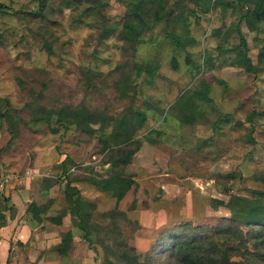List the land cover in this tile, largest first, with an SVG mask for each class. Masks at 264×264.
<instances>
[{
    "label": "rangeland",
    "instance_id": "rangeland-1",
    "mask_svg": "<svg viewBox=\"0 0 264 264\" xmlns=\"http://www.w3.org/2000/svg\"><path fill=\"white\" fill-rule=\"evenodd\" d=\"M228 1L50 0L34 17L26 12L38 0H0L9 8L0 12V112L9 114L0 119V183L35 193L31 216L52 242L48 263L107 264L103 246L119 242L144 264H166L165 234L216 239L235 197L264 206V20L249 30L240 20L252 7L222 12ZM243 54L254 73L236 61ZM31 102L84 107L111 126L87 135L32 123ZM9 119L20 121L14 138ZM118 175L130 184L122 200ZM68 183L99 226L68 207ZM260 243L249 239L248 249Z\"/></svg>",
    "mask_w": 264,
    "mask_h": 264
},
{
    "label": "trees",
    "instance_id": "trees-1",
    "mask_svg": "<svg viewBox=\"0 0 264 264\" xmlns=\"http://www.w3.org/2000/svg\"><path fill=\"white\" fill-rule=\"evenodd\" d=\"M61 4L66 6L70 1L74 0H58ZM50 0H38V5L36 10L26 12L33 15L34 17L41 16L42 12L46 10V6ZM234 3L244 4L251 6V9H248L242 16L240 21H245L249 30L256 31L258 30V22L264 20V0H230L222 4V12H225L226 9L231 7ZM218 5V4H217ZM9 9L6 5L0 4V12L6 11ZM17 13H25V11H17ZM105 32V27L102 28ZM169 38L173 43L180 47L181 43L178 39V36L174 32L169 34ZM241 45L246 46V41L242 37ZM46 48L48 51H51V45L46 43ZM259 56L264 60V46L259 51ZM237 62L243 65L247 73H254L255 66L252 63L251 59L243 54L236 59ZM29 107L35 112L31 118L32 123L46 122L51 125L56 121L65 123L66 125L75 126L84 134L94 135L97 133H102L104 130L108 129L111 126V120L107 117H101L94 113H91L86 108L73 109L70 107H64L59 110L53 108L45 109L42 108L37 102H31L28 104ZM37 111V112H36ZM13 116V115H12ZM8 116L0 112V119L8 118ZM229 117V116H227ZM12 119H14L12 117ZM10 120L8 131L11 138H14L18 134V122L19 120ZM124 123V119L121 120V124ZM98 126V128H95ZM126 127V126H125ZM114 135L117 133L114 131ZM130 140V136L123 138L121 143H125ZM109 144H106V148ZM132 155V154H131ZM119 161V159H118ZM120 192L118 193L117 200H122L124 191H127L130 187L129 182H126L124 179H121L120 176ZM118 179V178H117ZM115 177H110L106 185L112 183L114 184ZM71 183L66 185V202L69 205L68 207H76L77 215L79 218L87 223L90 211L86 208L84 202L76 203L79 198L76 196L77 191L73 188ZM261 195V192L259 193ZM258 200V198H255ZM247 199L245 197L237 196L234 198L233 202L227 204V209L229 210L231 217L223 218L222 225L219 227V230L216 232V239L209 236L201 235H184L181 234H165L162 237L160 242L162 245L163 251L161 252L166 258V264H264V206L260 204L259 201ZM256 201V202H254ZM35 205L30 207L29 213L38 215L35 211ZM36 212V213H35ZM35 213V214H34ZM67 215V210H64L59 216L53 218L52 221L56 224H61L62 218ZM106 214H101L100 217L105 218ZM88 227H97L99 224L87 223ZM189 228L188 225L180 226L175 230L182 232L184 229ZM243 228L248 229L246 234L244 233ZM72 237V232H69L64 236L65 242H70ZM81 237L88 242H92V233L90 231L84 232ZM198 238V239H197ZM254 240L255 243L258 241H263L257 247H254L253 251L248 249L249 239ZM221 244L228 245L223 248ZM114 245L103 246V251L105 253V262L107 264H144L140 260L147 259V256L142 258V255L137 252L133 247H129L126 243L119 244V242L113 243ZM66 249L60 251L61 255H66ZM151 264V263H150Z\"/></svg>",
    "mask_w": 264,
    "mask_h": 264
},
{
    "label": "crops",
    "instance_id": "crops-1",
    "mask_svg": "<svg viewBox=\"0 0 264 264\" xmlns=\"http://www.w3.org/2000/svg\"><path fill=\"white\" fill-rule=\"evenodd\" d=\"M34 197L24 188L14 191L8 184L0 188V264H50L46 260L52 243L48 231L35 227L29 213Z\"/></svg>",
    "mask_w": 264,
    "mask_h": 264
},
{
    "label": "built area",
    "instance_id": "built-area-1",
    "mask_svg": "<svg viewBox=\"0 0 264 264\" xmlns=\"http://www.w3.org/2000/svg\"><path fill=\"white\" fill-rule=\"evenodd\" d=\"M4 185H5V182H1V183H0V188H3Z\"/></svg>",
    "mask_w": 264,
    "mask_h": 264
}]
</instances>
